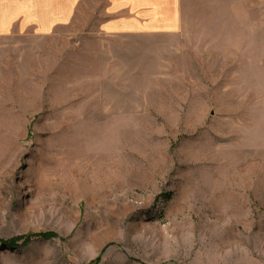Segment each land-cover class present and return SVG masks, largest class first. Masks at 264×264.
<instances>
[{
  "label": "rangeland",
  "instance_id": "rangeland-1",
  "mask_svg": "<svg viewBox=\"0 0 264 264\" xmlns=\"http://www.w3.org/2000/svg\"><path fill=\"white\" fill-rule=\"evenodd\" d=\"M181 8L157 61L129 37L128 94L94 111L71 67L32 70L72 28L50 59L14 40L33 77L0 80V264H264V0Z\"/></svg>",
  "mask_w": 264,
  "mask_h": 264
},
{
  "label": "crops",
  "instance_id": "crops-1",
  "mask_svg": "<svg viewBox=\"0 0 264 264\" xmlns=\"http://www.w3.org/2000/svg\"><path fill=\"white\" fill-rule=\"evenodd\" d=\"M181 3L182 0H0V80L16 85L19 80H32L33 76L17 75L19 62L14 40L46 39L43 51L50 59L55 56L54 41L66 40L72 28L74 38L72 45H68L70 50L58 44L59 58L53 63L43 61L36 70L33 64L32 70L49 72L56 64L61 74L71 67L77 90L75 102L83 98L79 101L83 111H94V106H101L105 101L98 89H112L116 98L128 94L129 74L138 71H131L129 67V37L151 40L138 46L135 55L140 60L147 57L156 60L157 37L180 36L183 29ZM67 51L72 53V61H67ZM150 72L157 73V69L152 67ZM146 85L139 83L137 88ZM153 85L156 86L155 81ZM111 97L103 103L101 113H114L107 107L114 101ZM118 111L122 114L124 107Z\"/></svg>",
  "mask_w": 264,
  "mask_h": 264
},
{
  "label": "trees",
  "instance_id": "trees-1",
  "mask_svg": "<svg viewBox=\"0 0 264 264\" xmlns=\"http://www.w3.org/2000/svg\"><path fill=\"white\" fill-rule=\"evenodd\" d=\"M11 246H14L13 244H11ZM15 247V246H14Z\"/></svg>",
  "mask_w": 264,
  "mask_h": 264
}]
</instances>
